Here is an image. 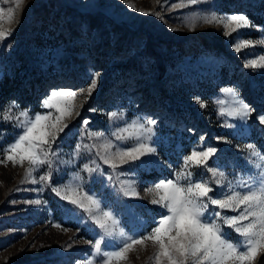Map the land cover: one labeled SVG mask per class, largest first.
<instances>
[{"label":"rangeland","instance_id":"1","mask_svg":"<svg viewBox=\"0 0 264 264\" xmlns=\"http://www.w3.org/2000/svg\"><path fill=\"white\" fill-rule=\"evenodd\" d=\"M128 4L159 15H145ZM0 7L5 9L0 27L14 29L0 42V83L6 75L14 80L0 109L15 101L30 116L51 112L54 117L58 115L54 108L43 107L52 91L80 93L89 85L91 74L100 73L97 88L87 102L86 94L77 97L79 115L65 119L67 127L52 145L60 161L70 160L78 144L93 143L87 132H103L119 143L112 133L126 122L146 116L157 120L153 139L158 156L145 159L159 162L143 166L136 162L118 170L132 169L130 177L120 179H135L138 198L123 197L105 176L80 172L85 190L112 206L129 235L147 233L156 226L165 210L149 202L151 194L145 189L160 180L174 179L183 157L193 148H216L208 163L229 179L251 169L245 145L254 144L264 153V125L257 119L264 115V69L244 67L264 54V0H201L195 5L188 0H23L19 8L15 0H0ZM10 7L15 9L11 22ZM211 12L220 16L242 13L251 27L225 35L222 24L198 22L189 30L197 14ZM239 40L252 41L255 46L237 52L234 45ZM13 64L21 65L22 71L10 75ZM226 87L236 88L255 110L246 121L219 115L221 107L232 105L231 97L221 92ZM197 100L206 107H200ZM218 100L225 103L220 105ZM114 111L122 118L110 120L108 114ZM226 123L235 127H226ZM92 158L94 152L81 151L73 163H59L52 186L69 183L72 174ZM25 167L27 162L24 167L0 163V264L83 261L91 252L88 241L95 239L94 226L85 223L83 215L67 212L71 206L51 187L26 180ZM45 171L46 166L34 175L38 178ZM191 171L194 180L212 178L203 166ZM211 186L216 196L227 191ZM37 200L41 203H34ZM225 231L236 238L231 229L225 227ZM154 251L150 242L146 249L136 245L127 264H150Z\"/></svg>","mask_w":264,"mask_h":264},{"label":"snow or ice","instance_id":"2","mask_svg":"<svg viewBox=\"0 0 264 264\" xmlns=\"http://www.w3.org/2000/svg\"><path fill=\"white\" fill-rule=\"evenodd\" d=\"M22 2L23 0H15L16 8ZM200 2L201 0H188L189 5ZM127 6L144 12L143 9H135L133 4ZM4 14L5 9L0 7V19ZM14 14V8L7 9L9 22ZM144 14L159 15L148 12ZM198 22L222 24L225 35L251 27L248 17L242 13L227 16H220L215 12L197 14L189 22V30H194ZM13 31L14 29L4 30L0 27V42L11 36ZM254 46L252 41L239 40L234 48L239 52L242 47ZM244 67L254 71L264 69V54L247 61ZM99 77V72H93L89 85L80 93L71 89L52 91L43 101V107L54 108L58 113L54 117L51 112L30 116L27 110H20L15 101L0 109V121L12 123L14 127L22 129L12 143L0 149V163L7 165L10 162L14 167H24L27 162L26 180L51 187L56 196L71 206L66 208L67 212L83 215L84 222H91L94 226L95 239L88 241L91 252L76 264H127L134 246L140 245L146 249L149 242L155 250L149 257L150 264H264V259L258 261V257L264 256V153L254 144H247L244 149L251 169L233 176L232 179L220 171L219 167L209 165V160L217 152L216 148H193L189 155L183 157V164L175 172L174 179L160 180L153 187L145 189L151 194L149 202L165 210L155 221L156 226L147 233L129 235L121 226L112 206L102 201L95 192L85 190L80 172H86L90 177L94 173L105 176L110 186L120 195L138 198L135 179H120L122 176L130 177L132 169L127 172L118 170L124 165L136 162H139L137 166L159 162L145 159L158 156L153 139V126L157 120L152 116L126 122L123 128L113 132L112 136L119 143H114L103 132H87V139L93 143L78 144L70 160H59L52 145L56 142L58 133L67 127L65 119L73 114L79 115L75 104L77 97L86 94L87 102V98L98 86ZM221 92L231 97L232 105L227 109L221 107L219 115L246 121L255 111L240 98L236 88H222ZM197 103L202 108L206 107L199 100ZM217 103L223 105L225 101L218 100ZM108 115L110 120L122 118L115 111ZM257 119L264 125V115H259ZM88 124L87 119L83 120L85 128ZM225 126L235 127L227 123ZM200 139L203 140L204 137L201 136ZM218 139L230 143L226 138ZM81 151L94 152L95 158L85 163L80 171L74 172L69 183L52 186V175L58 170V164L73 163L80 157ZM98 161L107 165L111 173H106ZM45 166L47 171L37 178L34 173ZM200 166L212 174L211 180L193 179L191 168ZM212 184L226 187L227 191L216 196L213 194ZM226 211L236 214L227 215ZM54 226L61 227L59 224ZM225 227L236 233L235 239L225 231Z\"/></svg>","mask_w":264,"mask_h":264},{"label":"trees","instance_id":"3","mask_svg":"<svg viewBox=\"0 0 264 264\" xmlns=\"http://www.w3.org/2000/svg\"><path fill=\"white\" fill-rule=\"evenodd\" d=\"M23 67L19 64H13L10 69V75L18 74L22 71ZM3 82L0 83V102L10 95L11 86L13 81L6 75L3 78ZM22 132L21 128L14 127L12 123H6L0 121V149L7 147L8 144L12 143L14 138Z\"/></svg>","mask_w":264,"mask_h":264}]
</instances>
